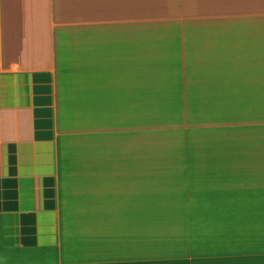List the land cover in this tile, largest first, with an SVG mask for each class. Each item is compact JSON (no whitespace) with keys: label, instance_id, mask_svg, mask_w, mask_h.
<instances>
[{"label":"crops","instance_id":"1","mask_svg":"<svg viewBox=\"0 0 264 264\" xmlns=\"http://www.w3.org/2000/svg\"><path fill=\"white\" fill-rule=\"evenodd\" d=\"M138 13L145 0H0V264L157 263L154 247L171 246L169 222L192 218L159 208L170 203L154 186L190 166H151V150L129 144L150 128L138 126V110L153 108V86L178 74L187 91L209 84L216 99L185 108L223 110L232 141L249 124L244 110L264 108V21L177 23L173 34ZM223 156L230 173L257 174L224 188L239 190L231 205L264 206V149ZM241 210L203 216L224 228L204 221L190 233L183 223L182 234L219 249L221 264L264 263V234L245 223L264 220V208L250 220Z\"/></svg>","mask_w":264,"mask_h":264},{"label":"rangeland","instance_id":"2","mask_svg":"<svg viewBox=\"0 0 264 264\" xmlns=\"http://www.w3.org/2000/svg\"><path fill=\"white\" fill-rule=\"evenodd\" d=\"M145 4L147 5V13H138L140 15L137 14V20L151 21L156 27H169L168 31L173 34L176 33L177 23H185L188 31H197L198 28L193 27L211 21L224 22L228 20L239 23L264 21V0H145ZM167 23L168 25H164ZM174 79L168 84V87L161 84L153 86V96H156V99L154 98L152 102L153 108L138 110V113L146 112V115L141 114L144 119H138V121H142L138 123V126H140L139 124L149 125L150 128H136L137 133L131 136L129 144L136 145L138 151L140 149L142 151L150 149L151 166L166 167L172 171H177L183 166L191 167L188 169L190 171L182 170L179 174L177 172L165 174L164 176L171 178L167 184L154 182V186H168L162 188L159 196L169 198L170 202H173L169 205L170 212L174 213L182 210L186 215H189L188 218H192L191 220L183 219V216L182 220H177L179 221L177 225L178 235L175 228L177 222H169L171 236L168 235V239H171V242H169L171 246L168 247L176 250L179 248V245L175 243L176 235L178 240L182 239L183 223H186V232L190 233L192 227L198 222V226H200L205 223L204 221H206L207 226L224 228V222H207L209 220L202 219L203 216L206 217L210 216L211 213H215L219 216L222 215L221 218H223L225 210L229 212L230 209H238L240 212L242 209L241 212L246 214V217H249L248 220H250L255 216L256 208L258 211L264 208L263 205H231L232 202L239 203L240 194H234L239 190H233L230 194V191H224V188L235 184V187L255 184V180H250V178L257 174L247 173L248 171L240 173V170L234 171V174L230 173L225 169V157L223 156V151L226 148L264 149V126L253 122L264 120V115H262L264 114V108L244 110L243 120L249 122V124L235 127V130L239 129V132L234 131L232 133L230 131V135L233 134L232 141L231 138L226 137L223 110L206 108L208 105L205 104V108L194 109L195 112L191 114V108H185L186 105L190 107L192 104L203 106L204 102L216 99L213 93H208L209 84L198 85L195 83L190 88L188 83L187 87L194 91H187L183 83V77L178 74ZM201 80L204 81L206 78L204 77ZM139 95L145 94L138 92ZM193 100H197V102H191ZM198 101H201V103L199 104ZM237 115L239 114L233 116V119ZM256 132L262 136L260 141H257ZM123 159L125 163H128V158ZM215 166H220V168H215ZM216 191L218 194L214 196ZM257 195L259 193L256 191ZM203 197L209 198L205 199ZM184 201H189V203L179 204ZM245 223L250 234L254 235L256 233V236L264 234V220H258V222L250 220ZM189 239L186 242L187 245L182 247L184 249L180 254L179 252L171 254L168 248L155 246L152 253L157 263L154 264H221L218 261H211L208 257L214 256L212 260H217L220 254L211 253L217 248L207 245L205 246L206 251L203 252V248L197 246V251H195L193 235ZM222 246L220 244L217 247ZM158 259H162V261ZM246 264L255 263L248 262Z\"/></svg>","mask_w":264,"mask_h":264},{"label":"trees","instance_id":"3","mask_svg":"<svg viewBox=\"0 0 264 264\" xmlns=\"http://www.w3.org/2000/svg\"><path fill=\"white\" fill-rule=\"evenodd\" d=\"M198 108H200V107H196V108H191V114H193L195 111H194V109H198ZM184 167V166H183ZM216 167H218V166H215V168ZM191 168V167H190ZM179 174V173H178ZM164 187H168V186H163V188ZM158 188H154V190H157ZM161 189V191H162V188H160ZM181 191V190H180ZM204 193V192H203ZM217 194H218V192L216 191L215 193H214V196H217ZM159 197H162V196H159ZM164 198V197H163ZM164 199H166V201L167 202H169V203H173V202H170V199L169 198H164ZM159 206V208H163V209H166V211H168V212H170V208H169V204H162V205H158ZM178 223V222H177ZM177 223H175V224H177ZM175 229V228H174ZM169 241L171 242V239H169ZM176 241V240H175ZM201 237L199 238V239H197L196 240V245L198 246L199 244H200V247H202L203 248V250L204 251H206V249L207 248H205V246H207V245H210V244H204L203 243V241L201 242ZM176 243V242H175ZM180 244H182L181 246H180ZM178 245H179V248L177 249L178 251L180 250V249H184V248H182L184 245H187V243H186V235L185 234H182V239L181 240H178ZM170 250H172L170 253L171 254H173V253H175V254H177L176 253V250H174L173 248L172 249H170ZM203 251V252H204ZM216 251H220L219 249H217V250H215V252ZM181 252H179V254H180ZM164 254H166V253H164ZM218 263H222V261H219L218 260Z\"/></svg>","mask_w":264,"mask_h":264}]
</instances>
